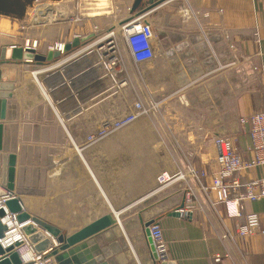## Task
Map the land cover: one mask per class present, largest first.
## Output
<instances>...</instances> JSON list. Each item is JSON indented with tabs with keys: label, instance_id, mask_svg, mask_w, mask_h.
Segmentation results:
<instances>
[{
	"label": "crops",
	"instance_id": "crops-1",
	"mask_svg": "<svg viewBox=\"0 0 264 264\" xmlns=\"http://www.w3.org/2000/svg\"><path fill=\"white\" fill-rule=\"evenodd\" d=\"M76 1L33 0L20 19L0 14V46H23L29 39L37 41L35 51L42 54L55 41H64L68 47L67 55L42 66L23 61L0 65V83L12 89L11 98L0 100L4 116L0 166L9 153L15 155L13 195L23 209L64 234L103 214H117L121 224L115 232L104 231L95 238L98 256L94 260L101 257L107 264H155L143 236L147 219L161 226L169 260L175 264H264V235L245 241L220 239L225 225L233 230L242 219H226L223 205L210 208L201 193L195 191L198 206L185 216H171L176 208L186 206L184 192L179 182L153 190L158 171L170 167L163 160L151 164L154 154L158 149L172 157L174 153L160 130L150 136L155 123L151 116L85 144L86 136L103 121L124 115L135 99L146 96L148 75L155 96L188 82L189 94L179 87L192 100L212 103L227 96L223 106L229 113L217 134L234 136L240 150L247 146L249 126L240 125L238 119L264 111V0H154L148 10L152 57L139 64L131 60L119 33L120 26L135 16L130 11L133 0H106L100 9L98 3ZM114 9L122 15L119 21L111 18ZM46 10L48 20L33 19L34 12ZM59 14L69 18L60 20ZM98 18L102 32L111 31L103 39L113 36L120 53V62L112 70L97 40V49L68 58L82 45L72 48L75 35L81 43L95 36L89 26ZM225 61L232 64L228 92ZM146 66L151 67L148 74ZM212 74L215 78L203 80ZM165 108L171 112L161 113L156 122H166L167 127L172 121L190 118L184 112L175 113L173 102ZM199 133L192 129L173 135L188 156L185 161L174 157L179 169L188 165L197 173L216 169V147L210 139L203 143ZM258 173L253 169L242 177ZM210 195L215 198L213 192ZM243 207L245 213L257 212L264 227V199L244 201Z\"/></svg>",
	"mask_w": 264,
	"mask_h": 264
},
{
	"label": "built area",
	"instance_id": "built-area-1",
	"mask_svg": "<svg viewBox=\"0 0 264 264\" xmlns=\"http://www.w3.org/2000/svg\"><path fill=\"white\" fill-rule=\"evenodd\" d=\"M146 15L141 14L130 18L123 23L119 28L122 41L131 60L136 63L150 61L152 57L151 38L152 30ZM111 31H107L106 36H110ZM78 37L75 35L74 37ZM107 38V37H105ZM98 39L97 41H99ZM96 41V40H95ZM93 42L95 44L96 42ZM232 48V45H230ZM23 47L37 48V41L26 39ZM64 41H55L48 45V50L58 52L59 55H67ZM104 51L102 56L106 59V66L112 70L120 62V53L117 50V45L113 38L107 39L103 44ZM86 47H79L68 57H76L84 53ZM149 107L143 101H135L131 104L126 113L122 116L103 121L96 130L86 136L85 144L91 145L94 142L110 136V134L125 128L126 125L136 121L142 116L147 115ZM240 125H248V138L250 143L243 149H239L236 145V139L232 135L224 133L213 135L210 140L216 147V169L210 171H200L197 173L192 165H188L186 169L181 170L177 166L160 169L156 176V186L153 189L159 192L166 187L180 183L181 189L184 192V208H178L179 214L185 216L187 211H191L192 206H198L196 192L201 193L206 203L210 208H215L218 205H223L226 219L242 220L234 224L233 230L226 225L219 232L220 239L228 240L237 237L243 241L256 234L264 235V227L261 225V220L257 212H244L243 202L258 201L264 199V111L251 114L249 117H239ZM256 169L259 173L248 179H243L245 173ZM208 180L206 185L203 180ZM188 181L192 183L189 184ZM2 188V184L0 183ZM211 192L214 194V199L211 198ZM4 198L0 199L2 205ZM5 219H11L20 231L21 224H16L14 214L6 211L1 222ZM9 231L5 232L7 235ZM149 237L152 240L154 253H156V262L169 260L167 244L162 235V229L155 220L148 226ZM22 244L16 248L23 261L22 248H29L24 236L20 231L18 242ZM3 243L7 242L3 240ZM23 244H26L24 246ZM24 246V247H22ZM33 254V252H32ZM32 262L36 264H56L53 257L44 258L42 255L33 254ZM220 256L216 255L214 261L218 262Z\"/></svg>",
	"mask_w": 264,
	"mask_h": 264
},
{
	"label": "water",
	"instance_id": "water-1",
	"mask_svg": "<svg viewBox=\"0 0 264 264\" xmlns=\"http://www.w3.org/2000/svg\"><path fill=\"white\" fill-rule=\"evenodd\" d=\"M154 3V0H133L130 11L138 16L147 12ZM59 16L63 17V14H59ZM70 44L72 48L78 47L81 44L80 38L76 36ZM67 48L65 47V50ZM59 56L58 52L52 50H47L46 53L42 54L36 52L31 47L25 48L18 45L0 46V65L13 61H23L27 63L33 62L36 65L42 66L59 58ZM1 77L0 69V82H2ZM11 90V85L0 83V100L11 98ZM3 118V114L0 113V120ZM2 128L3 124L0 121V151L3 149ZM4 163L3 185L0 188V198H4L2 205H0V264H27L16 250L22 242L17 241L14 244L3 243L8 226L1 222V219L6 214V211L14 214L16 224H21L20 231L33 254L42 255L44 258L53 257L56 264H107L101 257L94 260V256H98L95 238L104 231L115 232V229L121 224L117 214L113 212L103 214L95 220L84 224L80 229L64 234L56 225L49 224L23 209L21 200L13 195L16 166L15 155L9 153ZM177 209L170 213L171 216L175 217L179 215ZM153 220H144L142 230L155 264H175L172 260L161 261L160 263L156 262V253H154L152 240L148 232V226Z\"/></svg>",
	"mask_w": 264,
	"mask_h": 264
},
{
	"label": "rangeland",
	"instance_id": "rangeland-1",
	"mask_svg": "<svg viewBox=\"0 0 264 264\" xmlns=\"http://www.w3.org/2000/svg\"><path fill=\"white\" fill-rule=\"evenodd\" d=\"M80 2L81 5L84 4V2H92V3H98L97 7L100 9L102 3L105 5V1L106 0H77V2ZM101 4V5H100ZM38 5V4H37ZM36 5V6H37ZM35 6V7H36ZM34 7V8H35ZM96 10V11H100V10ZM126 13V10H124L123 14ZM35 12L32 14L33 15V19L35 16ZM144 15H146L145 17L147 19H149L148 17V11L144 13ZM129 17V16H128ZM136 17L135 16H131ZM131 17H129L126 21H128ZM69 18V15H65L64 17H60V20L63 21H67V19ZM76 19L78 18V20H81V17L77 16L75 17ZM111 18L114 21H119V19H122V15L120 12H116V10L114 9V11L111 14ZM98 23H90V30L89 31H95L94 32V37L91 38L89 41H85L83 43H81L82 45H80V47H86L85 51L87 52V49H97L96 44L92 45V43L95 40L100 39L98 42V44L100 43L102 46V44H104L106 42L104 38L105 31L102 32L101 30V26H102V19H97ZM83 20L79 21V23H82ZM112 38H114L112 36ZM228 56V55H227ZM225 78H226V91L230 90V86H232V83L229 82V71H231L229 68L230 66H232L231 62L229 61H225ZM149 69H151V67L146 66L144 68L145 72L148 74ZM231 73V72H230ZM206 77H203V80L205 79V81H208V79H213L215 78L214 74L209 75ZM147 83H146V96H142L140 98L135 99L136 101H143L146 106L149 107V113L145 116H151V118L155 121L154 125L152 126L151 130L152 132H150V136L153 135V133L156 134V131L160 130V132L162 134H165V138H166V142L169 145V147H171V149L173 150V157L171 156V153H163V151L161 150H157V154H154V157L152 158L154 161L151 162V164H154V166L157 165V163H159V161L163 160L165 163L168 164V167L170 166L171 168L176 165V159L174 157L179 158V160L185 161V157L187 156V152H183L182 151V147H179V142H177V140H175L173 135H179L180 132H185V133H189L190 130L195 129L196 131H199L202 135L201 137V141L204 143V141H208V139H210L213 135L217 134V130H221L223 129L222 126H225L223 121H224V117L226 115H228L229 110H227V108H225L223 106L224 103H226L224 101V98L221 97L220 102L218 100H213L212 99V103L211 102H206L201 100H192L191 96L192 95H188L191 91H190V87H192V85L188 82L185 85H181L179 84V86L182 88H186V90H182L179 86H177V89H174L172 91H168L165 94H162L163 96H159V95H154L153 91H152V85L153 82L151 80V76L149 77L148 75L145 76ZM202 80L199 81V84H202ZM151 88V89H150ZM180 88V89H179ZM189 88V89H188ZM228 92V91H227ZM229 98V97H228ZM135 102V101H133ZM174 103L176 105V109L174 110V112L176 113H182L184 112L186 114V116L190 117L188 120L187 118L185 120H179V121H172V123H168L169 127L166 126V122H161V121H157L156 119L160 116L161 113H170L171 111H169V108H165L168 107V104L170 103ZM224 102V103H223ZM164 112L162 109H164ZM173 111V109H172ZM175 135V136H176ZM173 136V137H171ZM177 137V136H176ZM155 143V142H154ZM157 147V145H156ZM174 148V149H173ZM185 149H188L185 147ZM153 156V154H152ZM3 166L1 163L0 166V180H3Z\"/></svg>",
	"mask_w": 264,
	"mask_h": 264
},
{
	"label": "bare ground",
	"instance_id": "bare-ground-1",
	"mask_svg": "<svg viewBox=\"0 0 264 264\" xmlns=\"http://www.w3.org/2000/svg\"><path fill=\"white\" fill-rule=\"evenodd\" d=\"M51 7V6H50ZM49 7V8H50ZM49 10H46L45 13L41 14L39 11L36 12V16H34V20L36 21H43V19H49L50 16L48 14ZM185 82V81H184ZM1 188V187H0ZM1 199V198H0ZM4 224L6 226H8V233L7 235H5L4 239L7 243L6 244H14V243H17L18 239H19V232H18V229L15 225V223L13 222V220H9V219H5L4 220ZM22 256L24 257V260L27 264H36V262H32V259H33V254H32V251L27 249V250H22L21 252Z\"/></svg>",
	"mask_w": 264,
	"mask_h": 264
},
{
	"label": "trees",
	"instance_id": "trees-1",
	"mask_svg": "<svg viewBox=\"0 0 264 264\" xmlns=\"http://www.w3.org/2000/svg\"><path fill=\"white\" fill-rule=\"evenodd\" d=\"M33 0H0V14L9 18L20 19L28 4Z\"/></svg>",
	"mask_w": 264,
	"mask_h": 264
}]
</instances>
